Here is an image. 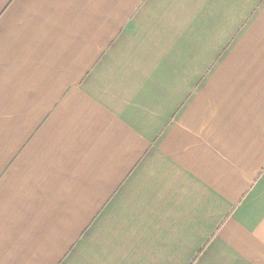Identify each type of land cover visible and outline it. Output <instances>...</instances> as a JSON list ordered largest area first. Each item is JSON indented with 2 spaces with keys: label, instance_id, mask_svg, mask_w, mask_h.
Instances as JSON below:
<instances>
[{
  "label": "crops",
  "instance_id": "crops-1",
  "mask_svg": "<svg viewBox=\"0 0 264 264\" xmlns=\"http://www.w3.org/2000/svg\"><path fill=\"white\" fill-rule=\"evenodd\" d=\"M0 264H264V0H0Z\"/></svg>",
  "mask_w": 264,
  "mask_h": 264
}]
</instances>
